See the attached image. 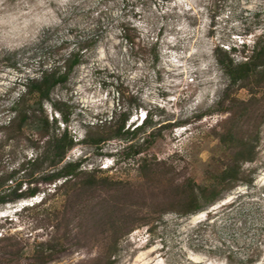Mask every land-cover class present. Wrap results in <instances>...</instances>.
I'll list each match as a JSON object with an SVG mask.
<instances>
[{
	"label": "rangeland",
	"instance_id": "374dc122",
	"mask_svg": "<svg viewBox=\"0 0 264 264\" xmlns=\"http://www.w3.org/2000/svg\"><path fill=\"white\" fill-rule=\"evenodd\" d=\"M263 37L264 0H0V173L14 172L9 185L16 186L26 178L17 172L23 158L35 152L29 131L2 129L16 118L27 78L40 75L43 65L63 64L82 45L81 65L52 94L69 121L51 102L45 115L52 134L68 129L80 140L68 160L85 159L87 169L113 181L100 196L124 195L114 219L124 230L135 228L120 239L115 264H264V121L256 127V114L233 124L257 145L255 161L243 165L253 184L224 190L222 200L194 214H181L180 204L188 185L216 182L228 160L221 140L228 94L252 96L238 86L228 91L217 48L240 62ZM126 110L127 128L146 112L155 134L129 143L111 139L102 149L85 142L88 131ZM133 143L135 150L143 145L141 155L127 148ZM146 156L156 164L149 176L140 168ZM100 196L51 192L43 202L44 193L23 199L25 208L23 200L0 205V239L12 237L22 249L10 258L0 242V264H30L41 246L59 242L65 244L47 264H92L113 236L110 222L94 221Z\"/></svg>",
	"mask_w": 264,
	"mask_h": 264
},
{
	"label": "trees",
	"instance_id": "16d2710c",
	"mask_svg": "<svg viewBox=\"0 0 264 264\" xmlns=\"http://www.w3.org/2000/svg\"><path fill=\"white\" fill-rule=\"evenodd\" d=\"M128 39L131 42L134 41L129 33ZM243 47L244 52H247V45L244 44ZM82 50L83 46L80 45L69 53L63 64L55 63L46 68L43 65L40 75L27 78L26 91L13 107L16 118L11 122L10 127H2V129L17 131L22 134L29 131L32 134L30 135V141L35 152L32 153L31 157L26 155L23 158L19 171H17L26 174L24 180L28 183H26L25 189H23L24 180L14 187L9 185V182H12L15 177L14 172L8 175L0 173V205L16 203L41 193H44L41 200L43 202L47 193L51 192L55 196L65 195L67 199L73 194L100 196L99 193L103 186L113 182L110 177H102L97 169H87L84 165L85 159L68 160L69 152L80 140H76L75 137L71 136L68 129L64 133L55 132L52 134L51 121L45 115V103L51 102L52 106L63 114L64 120L69 121L63 107L60 106L59 102L53 101L52 94L59 85L67 83L73 71L81 65L84 57ZM231 50L235 52L238 49L234 47ZM217 60L230 79L228 91L231 90V87L238 86L239 88H247L252 96L249 100L244 101L233 97L232 93L228 92L226 102L230 103L227 108L230 116L227 122L230 125H225L221 134L222 143L228 149V160L220 169L216 182L209 185L191 183L186 187L187 195L180 201L183 208L181 214L183 215L194 214L215 205L225 197L224 190L238 186L240 183L252 185L254 182L253 178L246 177L243 165L255 161L257 145L250 136H240L234 125L242 117H249L251 112L254 115L256 114V127L259 126L261 121H264V37L256 42L253 54L246 57V60L237 62L223 48H217ZM260 104H263V108L260 107ZM259 107L260 110H258ZM32 115L35 119H32ZM130 117L131 114L126 110L121 113L118 120H112L104 126L97 127L95 132L88 131L85 142L102 149L103 144L111 139L124 138L129 143L140 134H149V136L155 134L154 131H148L149 128L153 127L152 115L146 113V119L143 123L138 124L132 130L131 125L127 128ZM53 121L57 122L58 120L53 118ZM28 125L32 127H25ZM143 140L147 142L146 138H143ZM135 147L137 145L133 143L127 148L134 150V155H141L144 152L143 145H139L136 150ZM115 161L116 164L120 162L118 159H115ZM45 164L50 167L46 168ZM155 165L153 159L148 156L143 157L140 165L142 174L144 176L151 175ZM53 185H55L54 188ZM123 197L122 192L113 195L106 194L104 197L100 196V200L97 202L98 211L95 213L94 221L106 226L110 222L113 236L108 243H105L100 258L93 261L92 264H115L113 256L118 250L120 239L135 228L130 227L124 230L123 224L116 222L117 220L114 219L115 214L122 210L121 206L125 203ZM57 240L58 238L54 241ZM0 242L4 244L3 250L8 253L7 256L10 258L18 257L22 250L18 247L20 245L18 240L14 241L12 237L5 236L0 239ZM63 244L65 243L59 242L56 246H52L50 243L44 244L39 250H36L35 259L32 262L47 264L52 261L57 253L58 245L63 246ZM32 262L30 264H34Z\"/></svg>",
	"mask_w": 264,
	"mask_h": 264
},
{
	"label": "clouds",
	"instance_id": "9594fccd",
	"mask_svg": "<svg viewBox=\"0 0 264 264\" xmlns=\"http://www.w3.org/2000/svg\"><path fill=\"white\" fill-rule=\"evenodd\" d=\"M140 116H141V122H140V124H142L143 121L146 119V112H141ZM38 197H39V195H37V196H35V197H31L30 200H36V199H38ZM28 200H29V199H28ZM28 200H23V201L20 203V205H22V208H25L26 206L29 205V203H27ZM39 201H40V200H39Z\"/></svg>",
	"mask_w": 264,
	"mask_h": 264
},
{
	"label": "bare ground",
	"instance_id": "6f19581e",
	"mask_svg": "<svg viewBox=\"0 0 264 264\" xmlns=\"http://www.w3.org/2000/svg\"><path fill=\"white\" fill-rule=\"evenodd\" d=\"M141 119V118H140ZM264 179V178H263ZM201 216L202 215H198L197 217H196V219H199V218H201ZM144 264H149V263H144Z\"/></svg>",
	"mask_w": 264,
	"mask_h": 264
}]
</instances>
